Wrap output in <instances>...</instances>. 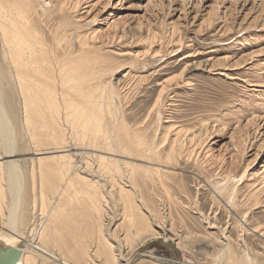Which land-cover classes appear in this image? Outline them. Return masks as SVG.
I'll return each instance as SVG.
<instances>
[{
  "label": "bare ground",
  "instance_id": "1",
  "mask_svg": "<svg viewBox=\"0 0 264 264\" xmlns=\"http://www.w3.org/2000/svg\"><path fill=\"white\" fill-rule=\"evenodd\" d=\"M41 1L0 0V240L12 245L22 242L17 264H88V261L92 264L103 262L132 264L135 260H150L156 264H180L164 257L161 253H154L150 246L162 244L165 247L179 248L182 239H192L193 236L197 238L199 247L194 253L197 252L196 254L200 256H204L201 243L215 241L221 242L222 248L220 247L219 251L228 261L240 259L247 263L251 260L248 249L246 252L244 250L245 242L242 249L244 253L237 252L233 244L235 241L232 242L233 239L226 234L225 228L217 227V215L215 216L213 212L210 214L203 212L202 205L198 204L197 200L195 202L197 204L184 207L188 209L185 212L190 209L196 211L197 217L205 222L207 229L203 233L179 231L180 227L176 230L171 224V217L167 211L157 212L149 205L150 198L157 199L158 192L167 191L172 183L176 184V180L179 179V183L186 184L184 179L187 177L181 176L178 170L189 164L194 170L190 177L192 183L209 190L218 207L220 205L225 209L229 205L232 211V214H228L230 218L236 223L244 221V224H237L240 227L243 225L241 229L238 228L242 233L252 230L264 236V228L260 227L261 224L257 222L251 225L250 215L246 216L249 209L241 210L242 207L253 202L256 208L259 193L263 189L259 187L258 180L252 177L256 173L253 175L247 172L250 165L246 164L242 170L240 169L241 172L235 175L227 174L228 171L232 174L230 167V170H226L224 174L217 171L214 173L212 169H207L214 163L210 162L207 165L206 161L204 164L203 158V162L199 161V152L202 149L200 133L183 130L179 125L175 127L174 124L170 129L167 127L163 132L161 131L162 134L156 135V131H151L154 118L151 116V111L157 110V116L161 114L159 109L163 105V99L168 96V86L171 87L168 82L171 79L168 82L162 80L160 83L151 109L147 113V119L145 118L140 126L131 125L115 102L118 95L117 90L115 91L117 87L114 88V84L102 80L105 74L113 70L103 67L105 61L102 62L96 55L95 45L88 42V40L93 41L94 36L90 39L89 35L86 38L76 35L74 38L76 40L73 42L74 39H71L65 29H61V32L53 29L49 23L57 17L63 18L68 13L69 6L67 8L65 6L68 1L66 3L64 0ZM80 1L71 0L70 8L75 11ZM64 24L62 23L63 27ZM116 36L119 35L114 30L112 41ZM190 55L186 53L181 55L179 61L185 60ZM151 57H154V54ZM198 65V61L187 63L183 72L188 74L198 68ZM124 76L121 77L124 79ZM7 95L11 99L17 96L19 100V134L21 140H26L23 143L27 147V153L23 154H27V158L16 157L20 155L18 153L20 150L13 136L15 134H13L9 108L7 109L8 104L3 98ZM156 120L160 121V118ZM136 123L135 120L133 124ZM256 128L260 129L259 125ZM255 132L254 135H257ZM155 140L160 141L155 142ZM202 140L204 142V139ZM245 140L241 142L242 145L238 144L242 147L237 145L241 156L247 152L245 151L247 140ZM235 154L231 155L235 156ZM231 160L233 164L234 159ZM217 170L222 169L217 168ZM239 181H242L240 185L243 184L250 189L244 197L240 190L242 186L238 185ZM48 186L51 188L49 194L51 196L47 198ZM76 199H81L80 201L85 203V209H82L89 219L90 229L87 228L89 234L87 236L85 234V238L71 237L69 242L63 241L64 238L60 241L59 236L55 237V234H60L59 231L57 233V229H52V226L60 221L62 215L68 216V219L72 218L74 213L67 212L66 209L72 207L67 208V205L68 203L71 205ZM49 200L50 210L46 209L45 203ZM65 200L68 201L67 204ZM159 201L162 202V199ZM110 203L113 205L118 203L122 210L119 217L128 230V232L122 231V234L120 232L121 235L113 231L110 237L112 242H108L102 235L107 234L108 231L102 229L109 225L105 224L104 227V217L110 224L114 222L106 216L107 209H111ZM180 204L178 205L181 206ZM78 207L77 202V209ZM211 214L213 215L210 216ZM115 215L112 217L115 218ZM63 219L65 221V217ZM24 225L26 230L25 227L22 228ZM209 229H216L217 237L212 235ZM91 240L94 242L93 246ZM255 257L257 256L252 257L254 262L258 258ZM181 264L191 263L181 262Z\"/></svg>",
  "mask_w": 264,
  "mask_h": 264
},
{
  "label": "rangeland",
  "instance_id": "2",
  "mask_svg": "<svg viewBox=\"0 0 264 264\" xmlns=\"http://www.w3.org/2000/svg\"><path fill=\"white\" fill-rule=\"evenodd\" d=\"M43 1L44 0L41 2ZM47 1L48 0H45V2ZM64 3H66V8L69 6L67 8L68 13L64 15L63 18L57 17L55 20H52L49 23L50 26L53 27V29L60 30V32L62 31L61 29H65L72 40L80 36V38H86V36L89 35L90 39L94 36L92 38L93 41L88 40V42L91 45H95L94 47L97 48L96 55L100 57L99 59L101 61H105H102L104 63L103 67L113 70L105 74L102 80L108 81L107 83L109 84H114V88L117 87L115 91L117 90L116 93L118 95H116L115 102L118 109L123 112L126 120L130 122L131 125L140 126L144 120L147 119V113L151 109V105L160 88V83L162 80L168 82V80L171 79L168 82V85H171V87L168 86V96L163 99V105L159 109L161 114L157 116V110H154L155 112L153 110L151 111V116L152 118L154 117L151 123V131H156V135L159 133L162 134L164 129L167 127L170 129L171 125L174 124L175 127L179 125L183 130H194L200 133V146L202 149L199 152V161L203 162L205 160L204 164H206L207 161V165L210 162H212L211 164L214 163V166L211 165L212 167H207V169H212L214 173L217 171L220 173L223 172L224 174V172H227L228 169L230 170L231 168L230 171L232 174L229 171L227 174L235 175L241 172L246 164L250 165V167L248 166L247 172L250 174L253 173V175L256 173L255 175L257 177L255 175L252 177L258 180L259 187L263 189L259 193L258 206H256V208L253 205L254 202L251 201L253 202L252 204L247 205V208L242 207L241 210L245 211L249 209L246 216L250 215L251 225H255L258 222L263 229L264 83L262 82H264V0H81L79 7L75 9V11L70 8L71 0H64ZM62 23H65L64 27ZM114 30L118 32L119 36H116L112 41ZM121 32L124 33V35L120 36V34H122ZM75 40L76 39H74L73 42H75ZM185 53L191 55L185 60L179 61L181 55ZM153 54L154 57H151ZM193 61H198L199 67L185 74L183 72L185 64L192 63ZM126 72L128 73L126 74ZM124 74L126 75L124 76ZM121 76H124V79ZM118 81L120 82L118 83ZM185 83L188 84L185 85ZM3 98L5 103L8 104L7 109L9 108L8 111L12 119L13 134H15L13 136L16 138L20 150L18 152L20 155L16 157L27 158L28 155L23 154L27 153V147L23 143L26 140H21L19 134L20 105L18 97L14 96L11 99V97L7 95V97L4 96ZM5 99H8L7 101L9 103ZM118 99L120 100L118 101ZM147 101L149 103H147ZM11 104L13 106H11ZM252 116H254V119ZM155 118H160V121ZM255 119H257V121ZM135 120L137 123L133 124ZM247 122H250V124L248 125ZM246 123L247 126L245 125ZM258 125L260 129L256 128ZM201 128L202 132H200ZM254 130L258 132L256 133ZM208 132L209 134H207ZM254 132L257 135H254ZM201 136L203 137L201 138ZM202 139H204V142ZM243 139L247 140H245V151L247 152L244 156H241L239 152L240 148L237 147V145L241 144ZM159 141L160 140H155V142ZM241 145L238 146L242 147ZM20 147H22L23 150ZM235 151L237 152L236 154ZM205 153L207 157L204 155ZM231 154L238 156L235 157ZM231 158L234 159L233 164H231ZM216 163L220 165L217 166ZM215 166L222 170H217ZM191 168V165L186 164L184 168L182 167V170H178L181 176H184V178L185 176L187 177L184 179L186 186L183 185L182 182L179 183V179L176 180V184L173 185L174 183H172L171 187H169L170 189H167V191H159L157 199L150 198L151 202H149V205L157 212L167 211L171 217V224L176 230H179L180 227L179 231L203 233L207 229L205 222L201 221L199 216L197 217L198 213H196V211L190 209L188 212H185L188 209L184 207L190 206V204L194 205L197 200V203L202 205L203 212L207 214L213 212L215 216L217 215V227L225 228L226 234L233 239H231L232 242L235 241L233 244L234 248L237 249L236 251L240 253L243 251L244 253V250L246 252L248 249V255L251 260L247 263L242 260L241 262L240 259L228 261L219 251L222 246L221 242L215 241L201 243L203 244L202 255L204 256H200L196 254L197 252L194 253V251L199 248L197 245L198 240H196L197 238L194 236L192 239H182L183 241L180 243L179 248H170L162 244H153L150 246V249H152L154 253H161L164 257L170 260L172 259L180 264L181 262H188L191 264H215V262L216 264L218 262L219 264H262V262H264V236L252 230L242 233L239 229H241L243 225L241 227L237 225L242 222L236 223L230 218L229 215L232 214V211L229 205H227V207H225V205V209L223 206L221 208L220 205L218 207L215 204L216 200L214 201L212 199V194L209 190L195 186L194 183H192L190 177L194 170ZM262 174L263 176H260ZM258 176H260V179ZM26 182L27 178L25 183ZM241 182L242 181H239L238 185H240ZM261 183L262 185H260ZM182 185L183 187H180ZM240 186H242L240 190L244 197L250 189L249 187L243 186V184ZM179 189L183 190L180 191ZM179 192L180 194H178ZM46 193L47 198L51 196L49 195L51 194V188L49 186ZM165 193L167 195H165ZM172 198H175V201L180 200L178 201L179 203L173 201ZM161 199L162 202L159 201ZM76 200L72 202L71 205L65 200V203H68L67 208L72 206L66 209L67 212L72 211V213H74L72 218L68 219V216L62 215V217L60 216L62 220L60 219V221L52 226V229H57V233L59 231L60 234H55V237L59 236L60 239L58 240L60 241H62L61 238H64L63 241L69 242L68 240L71 239V237L81 236L85 238V234L86 236L89 234V230L87 229H90V225H88L89 219L86 217L85 210L83 211V209H85V203L80 201L81 199L78 201ZM79 201L81 204H79ZM50 202V200L45 202L46 209L50 210ZM77 202L79 206L78 209ZM158 203L161 206H159ZM177 203H181L183 206L181 204V206H179ZM110 205V208L114 210L107 209L108 214L106 216H108V218L110 217V220L114 222L110 224L108 219L104 217V227L105 224L109 225L102 229L109 232V234L108 232H106L107 234H102L108 242H112L110 237H112L113 231L118 234H120V232L122 234V231L128 232L126 226L122 222V218L119 217L121 216L122 210L118 206V203L114 205L110 203ZM110 205H108V207ZM174 205H177V209ZM160 207L161 209H158ZM162 207H164L165 210L164 208L162 209ZM241 210L240 212H242ZM227 211L231 212L228 213ZM109 213L112 215L110 216ZM114 215L115 218L112 217ZM41 216L42 215H40V217ZM64 217L65 221L63 219ZM82 222L85 226L81 224ZM69 224L71 225L70 227ZM242 224H244V221ZM24 227L26 230L25 225L22 228L24 229ZM110 229L111 231H109ZM209 230L212 232V235L217 237V233H215L216 229ZM82 233H84V235ZM52 234L54 235V233ZM235 239H237V241ZM244 242L245 248L247 246L251 248H244V250H242ZM91 243H93L91 244L93 246V240H91ZM218 256L220 257L218 258ZM254 256L258 257H255V259L257 258L255 262L252 260ZM135 261L132 264H156L150 260ZM88 262L92 264L90 261ZM96 262L98 263V261ZM106 263L107 262H103L101 264ZM107 264L110 263L108 262Z\"/></svg>",
  "mask_w": 264,
  "mask_h": 264
},
{
  "label": "water",
  "instance_id": "3",
  "mask_svg": "<svg viewBox=\"0 0 264 264\" xmlns=\"http://www.w3.org/2000/svg\"><path fill=\"white\" fill-rule=\"evenodd\" d=\"M22 242L16 245L5 244L0 240V264H17Z\"/></svg>",
  "mask_w": 264,
  "mask_h": 264
}]
</instances>
